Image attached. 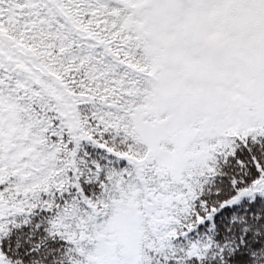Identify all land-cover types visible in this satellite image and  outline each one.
Returning a JSON list of instances; mask_svg holds the SVG:
<instances>
[{
    "label": "snow or ice",
    "instance_id": "obj_1",
    "mask_svg": "<svg viewBox=\"0 0 264 264\" xmlns=\"http://www.w3.org/2000/svg\"><path fill=\"white\" fill-rule=\"evenodd\" d=\"M0 264H264V0H0Z\"/></svg>",
    "mask_w": 264,
    "mask_h": 264
}]
</instances>
